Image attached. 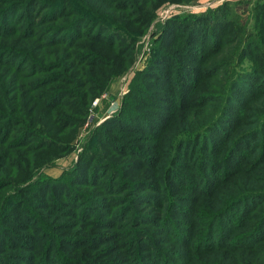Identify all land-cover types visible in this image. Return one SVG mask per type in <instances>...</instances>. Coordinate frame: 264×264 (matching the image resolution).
I'll use <instances>...</instances> for the list:
<instances>
[{
  "label": "trees",
  "instance_id": "16d2710c",
  "mask_svg": "<svg viewBox=\"0 0 264 264\" xmlns=\"http://www.w3.org/2000/svg\"><path fill=\"white\" fill-rule=\"evenodd\" d=\"M165 1L0 0V264H192L185 234L264 264V0L169 19L78 163L42 170Z\"/></svg>",
  "mask_w": 264,
  "mask_h": 264
},
{
  "label": "rangeland",
  "instance_id": "374dc122",
  "mask_svg": "<svg viewBox=\"0 0 264 264\" xmlns=\"http://www.w3.org/2000/svg\"><path fill=\"white\" fill-rule=\"evenodd\" d=\"M207 1L211 0L165 1L156 9L149 28L135 43V52L132 64L127 69L123 70L120 75L112 81L106 92L97 97L99 98V101L96 105H94L95 101L93 102L91 114L85 124L78 131L77 137L73 141L72 149L66 154L56 157L55 160L48 162L44 166L42 170L48 174V176L58 178L64 172L70 171L78 163L80 154L82 153L86 141L89 139L94 128L118 113L125 95L128 94L130 90L133 78L138 72H142L147 67L148 62L153 55L156 40L163 33V30H165L167 21L174 16H186L205 12L209 7L200 11L194 6H197L198 2ZM225 1L226 0H223L220 4ZM215 2L219 1L215 0ZM220 4H216L215 6ZM251 6L252 5L245 6V8L240 7V11L243 15V22H248L246 23L247 25L251 23ZM172 36L177 38L178 34L175 33V31H172ZM171 49L172 47L169 50ZM248 66H250V61L246 62V67ZM157 130L158 129L155 128L151 131L156 132ZM145 132H147V130ZM260 140L261 139H258L257 142L252 140L247 141L245 145L255 147L259 144ZM203 228V226L200 227V225H197L195 232L200 235ZM195 232H193V236H199L195 235ZM179 238L182 240V251L186 252L188 258L193 259L192 264H200L201 262H204L203 260L207 258V252L210 248L207 241H199L201 245L199 248L198 244L196 245L197 241H192L191 236H186L185 234L180 235Z\"/></svg>",
  "mask_w": 264,
  "mask_h": 264
},
{
  "label": "built area",
  "instance_id": "2783aa9c",
  "mask_svg": "<svg viewBox=\"0 0 264 264\" xmlns=\"http://www.w3.org/2000/svg\"><path fill=\"white\" fill-rule=\"evenodd\" d=\"M215 3H216L215 0H211V1H207V2H198V3H197L198 5H197V6H194V7H196L197 10L202 11V10H204L205 8L215 6V5H216ZM98 101H99V98H97V99L95 100L94 105H96V104L98 103Z\"/></svg>",
  "mask_w": 264,
  "mask_h": 264
},
{
  "label": "crops",
  "instance_id": "0c3cea01",
  "mask_svg": "<svg viewBox=\"0 0 264 264\" xmlns=\"http://www.w3.org/2000/svg\"><path fill=\"white\" fill-rule=\"evenodd\" d=\"M217 1L219 2H216L215 4H220L223 0H217ZM234 1H239L242 4H253L254 2L259 1V0H234Z\"/></svg>",
  "mask_w": 264,
  "mask_h": 264
}]
</instances>
